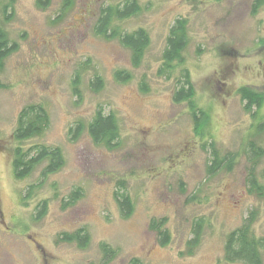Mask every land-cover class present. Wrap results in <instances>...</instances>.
<instances>
[{
  "label": "rangeland",
  "instance_id": "obj_1",
  "mask_svg": "<svg viewBox=\"0 0 264 264\" xmlns=\"http://www.w3.org/2000/svg\"><path fill=\"white\" fill-rule=\"evenodd\" d=\"M63 1L49 0L41 7L36 0H16L11 17L2 23L17 50L0 68V264H128L132 257L142 264H245L226 261L224 245L251 212L264 264V197L251 193L246 181L248 142L264 147V5L253 9V0H137L140 12L121 23L128 31L143 27L150 37L141 65L134 68L128 49L92 29L101 5L124 0H72L65 7ZM178 17L187 21L188 43L183 64L166 77L158 68ZM182 68L194 86L196 106L208 114L202 135L195 133L187 103L173 101ZM117 69L131 71L132 79L117 82ZM76 70L79 96L72 88ZM95 74L104 82L98 91L90 87ZM242 87L262 95L256 115L254 107H244ZM27 103L43 104L50 124L21 145L59 146L65 163L23 204L22 194L41 169L20 180L13 176L17 142L12 131ZM97 107L118 119L115 149L94 144L86 130L77 138L69 133L75 122L86 124ZM209 142L219 156H233L229 168L208 173ZM254 173L264 186V156ZM75 187L82 196L63 208ZM117 190L132 199L128 217L119 211ZM41 199L47 200V212L36 218ZM153 218H165L170 235L165 245L150 228ZM198 218L203 223L200 240L188 254ZM79 227L89 234L87 246L59 240L62 232ZM101 242L115 250L109 260L103 259Z\"/></svg>",
  "mask_w": 264,
  "mask_h": 264
},
{
  "label": "trees",
  "instance_id": "obj_2",
  "mask_svg": "<svg viewBox=\"0 0 264 264\" xmlns=\"http://www.w3.org/2000/svg\"><path fill=\"white\" fill-rule=\"evenodd\" d=\"M16 0H0V68L4 59L17 50V43L11 40L7 30L2 23L7 21L12 14ZM72 0H64L63 7L69 6ZM49 0H36L38 6H46ZM264 5V0H253V9ZM141 10L137 0H124L120 3L101 5L92 26L93 33L107 40H117L120 45L129 50L130 62L134 68L141 65L146 50L150 44L148 31L143 27H137L131 31L126 30L121 23L136 15ZM188 43L187 21L185 18L178 17L169 28L165 40V46L161 54V65L158 68L159 75L169 77L175 67L182 65L183 50ZM114 79L117 82H127L132 79V73L126 69L114 71ZM178 86L173 91L174 102H186L190 115L194 123L195 133L202 135V128L208 122V114L202 108L196 106L194 102V86L186 68H182L180 76L177 78ZM80 71L76 70L72 78V88L76 95L79 93ZM103 78L95 74L90 80V87L93 91H98L103 87ZM2 84L0 83V87ZM140 89L145 91L147 84L145 80L139 82ZM240 95L245 101L244 107L250 109L254 107L252 115L257 114V109L262 102V95L253 92L248 88L242 87ZM50 117L47 109L41 103H27L18 112L16 124L12 131V137L16 143L12 150V171L16 179L28 177L33 170L41 166L40 175L35 183H31L21 196L23 204L39 189L45 179L59 171L65 163L62 149L59 146L48 145L45 143H33L29 146L21 145L23 142L41 136L49 127ZM261 123L258 128L261 127ZM87 132L91 141L96 145H101L107 149H115L119 145L120 129L118 119L113 112H104L101 107H97L91 118L83 124L81 121L75 122L69 128L72 138H77ZM211 145V161L207 166L209 174H213L221 167L232 164L233 156L226 154L219 156L216 149ZM248 161L247 186L251 193L258 197H264V186L258 182L254 167L258 159L264 156V147L257 145L253 141L248 142ZM82 189L75 187L63 200V208L76 202L82 196ZM114 198L117 202L122 216L128 217L133 211V203L129 194L122 191H114ZM47 200L41 199L35 207L36 218L42 217L47 212ZM251 212L238 228L231 231L224 245V259L226 261H241L245 264H261L260 248L263 246L261 239L253 234L251 220L254 217ZM165 218L151 219L150 228L156 233L161 245H165L170 240L168 230L164 227ZM202 220L196 219L193 223L192 238L187 241V253L191 254L200 240L202 231ZM60 241L74 242L78 247H85L89 243V234L85 227H79L71 232H62L59 236ZM100 250L104 260H109L115 255V250L105 242L100 243ZM128 264H142L137 257H132Z\"/></svg>",
  "mask_w": 264,
  "mask_h": 264
}]
</instances>
